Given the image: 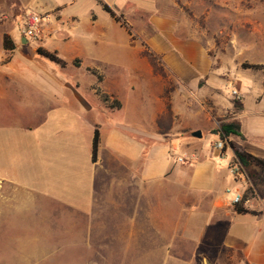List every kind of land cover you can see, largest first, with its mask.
<instances>
[{
    "label": "crops",
    "instance_id": "0c3cea01",
    "mask_svg": "<svg viewBox=\"0 0 264 264\" xmlns=\"http://www.w3.org/2000/svg\"><path fill=\"white\" fill-rule=\"evenodd\" d=\"M90 1L0 0V183L83 215L86 229L72 233L71 239L82 241L78 245L89 255L102 257L93 264H264V194L244 202L246 213L232 203L234 194L253 185L249 167L242 165L243 180L237 179L242 189L235 191L227 167L229 148L219 151L212 142L207 151L194 139H183L180 146L161 142L160 137L181 135L189 128L183 131L185 123L177 118L181 111L159 106L163 89L154 72H146L151 83L145 89L156 109L144 121L141 90L126 94L115 81L109 84L94 67L97 62L81 50L68 59L60 54L62 42L82 48L83 41L93 45L108 37L101 36L103 8L86 9ZM95 1L101 5L105 0ZM133 1L153 18L143 25L133 22L131 28L169 65L165 48L190 45L176 34L184 31L182 24L170 14L160 15L158 0H148L149 5ZM170 4L178 11L174 1ZM26 9L47 16L45 38L38 47L24 37L21 44L16 39L15 22ZM120 26L133 47L135 35ZM87 32L88 39L81 38ZM6 37L14 50L5 49ZM40 47L57 53L67 66L39 56ZM115 61L104 58L101 64ZM144 63L147 59L139 55L138 70ZM81 74L95 78L86 91L79 88ZM199 74L177 77L183 89L173 96H182L188 105L190 82ZM98 90L120 107H109ZM243 116L246 141L234 143L264 160V108L245 109ZM96 130L99 149L94 160ZM230 149L232 166L235 153ZM171 150L184 151V161L174 162ZM259 188L264 193V186Z\"/></svg>",
    "mask_w": 264,
    "mask_h": 264
},
{
    "label": "rangeland",
    "instance_id": "374dc122",
    "mask_svg": "<svg viewBox=\"0 0 264 264\" xmlns=\"http://www.w3.org/2000/svg\"><path fill=\"white\" fill-rule=\"evenodd\" d=\"M172 1L177 4L181 15L171 6V0H158L159 14H170L182 24L184 31L180 29L176 34L184 41H190V47L180 45L165 48L171 61L167 62L169 65L158 49L150 47L131 28L133 22L143 25L153 18L144 14V10H138L133 0H113L111 4L110 1L103 2L120 18L119 22L106 11L103 12L100 9L102 5L97 1H90L85 8L102 11L101 26L104 32L101 31V36L105 34L108 37L93 45L83 41L82 48L62 42L59 50L67 59L75 51L81 50L85 58L97 62L94 67L105 74L109 84L115 81L117 88L126 94L127 91L132 93L131 89L141 90L145 101L142 105L144 121L150 119L151 112L156 109L153 98L148 102L150 93L145 89L151 83L146 72H154L160 78L159 88L163 89L159 106L181 111L177 118L185 123L183 131L189 128L181 135L160 137V141L168 143L167 140H170L171 146H180L181 140L194 139L209 151L212 142L222 139L225 124L234 121L245 123V109L256 106L264 108V0ZM149 2L144 0L142 3L149 5ZM117 23L125 25L135 35L137 42L133 47L129 46L125 31ZM14 29L17 42L21 44L24 33L20 20H16ZM90 34L87 32L80 36L88 39ZM27 39L35 47L41 43ZM139 55L148 61V64L142 65V71L138 70ZM104 58L116 61L101 64ZM183 73H191V76L200 73L197 81L190 82L191 100L188 105L183 102L182 96H173L176 89H183L182 79H177L182 78ZM79 76V88L82 91L90 89L95 78L88 74ZM118 111L115 110L116 114L120 113ZM164 117L163 122L168 115ZM197 131H202V138L193 137ZM241 132L243 137L233 135L230 140L233 143L234 140L246 141L242 126ZM167 143L162 148H166ZM225 148H229L230 152L227 159L230 169L232 150L228 143ZM183 153L171 150L168 155L178 162ZM247 174L253 185L249 184L243 198L246 195L250 199L263 195L259 187L264 186V169L251 166ZM231 177L234 190L242 189L238 186L242 182L237 179L243 180V177ZM82 216L56 201L0 183V264H93L95 260L102 259L89 255L83 246L78 245L82 241L71 239L72 233L86 229Z\"/></svg>",
    "mask_w": 264,
    "mask_h": 264
},
{
    "label": "trees",
    "instance_id": "16d2710c",
    "mask_svg": "<svg viewBox=\"0 0 264 264\" xmlns=\"http://www.w3.org/2000/svg\"><path fill=\"white\" fill-rule=\"evenodd\" d=\"M104 11H106L107 13H109L116 21L119 22L118 16L115 14V12L110 8V6H108L107 4H104L102 1H100ZM123 27H126L125 25L121 24ZM129 31V30H128ZM130 33V31H129ZM131 34V33H130ZM4 46L5 49L7 50H14L15 46L13 41L9 38L6 37L4 40ZM24 54H27L26 50H23ZM37 53L39 56L53 62L56 63L58 65H60L61 67L65 68L67 66V63L62 60L57 53L55 52H50L42 47L37 49ZM147 56V55H146ZM153 61V60H152ZM100 80H102V77H99ZM98 94L101 96L102 100L108 104L109 107L111 108H119L120 104L119 102H117L116 100H113L110 98V96H108L105 93H102L100 90H98ZM240 136L243 137L242 132H241V125L239 122L234 121L231 123H227L222 127V140H224L226 142V144L228 143L230 145V147L233 149L234 153H235V160L233 161V164L235 163H240L241 165L250 167V166H257L260 167L262 169H264V160L260 159L248 152H246L243 148H241L240 146H238L237 144L233 143L230 138L231 136ZM98 149H99V131L96 130L95 132V137H94V144H93V159L96 160L97 159V154H98ZM248 199L247 195L244 199V201H246ZM235 209L239 212V213H246L248 211H246V209H244L243 204H238L235 205Z\"/></svg>",
    "mask_w": 264,
    "mask_h": 264
},
{
    "label": "built area",
    "instance_id": "2783aa9c",
    "mask_svg": "<svg viewBox=\"0 0 264 264\" xmlns=\"http://www.w3.org/2000/svg\"><path fill=\"white\" fill-rule=\"evenodd\" d=\"M47 21V16L45 14L39 13L35 10L25 11L21 16V24L23 27L24 38H27L40 42L45 38V25ZM214 149L223 151L226 147V142L219 139L213 144ZM180 162L184 161V158L179 159ZM231 173L234 177L243 175V168L240 163H235L230 167ZM230 192V191H229ZM244 198L242 193H236L233 196V205L244 204Z\"/></svg>",
    "mask_w": 264,
    "mask_h": 264
},
{
    "label": "water",
    "instance_id": "95a60500",
    "mask_svg": "<svg viewBox=\"0 0 264 264\" xmlns=\"http://www.w3.org/2000/svg\"><path fill=\"white\" fill-rule=\"evenodd\" d=\"M25 42H26V39H25ZM193 137H195V138H202L203 137L202 131L194 132L193 133Z\"/></svg>",
    "mask_w": 264,
    "mask_h": 264
}]
</instances>
